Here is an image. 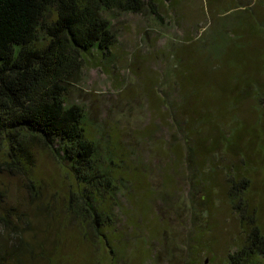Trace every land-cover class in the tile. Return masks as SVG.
<instances>
[{"label": "rangeland", "instance_id": "rangeland-1", "mask_svg": "<svg viewBox=\"0 0 264 264\" xmlns=\"http://www.w3.org/2000/svg\"><path fill=\"white\" fill-rule=\"evenodd\" d=\"M148 1L66 79L86 177L39 146L0 169L3 264H264V0Z\"/></svg>", "mask_w": 264, "mask_h": 264}, {"label": "trees", "instance_id": "trees-1", "mask_svg": "<svg viewBox=\"0 0 264 264\" xmlns=\"http://www.w3.org/2000/svg\"><path fill=\"white\" fill-rule=\"evenodd\" d=\"M144 6V0H0V169L27 176L39 146L86 177L95 147L84 134L80 106L65 103L66 79L92 48L104 51L112 44L103 12L138 13ZM92 179L100 178L93 175L88 183ZM84 205L83 213L99 220L89 198ZM0 222L9 227L2 215ZM251 236L249 253H264L255 226ZM3 252L0 243V264ZM237 254L229 255L230 262Z\"/></svg>", "mask_w": 264, "mask_h": 264}]
</instances>
